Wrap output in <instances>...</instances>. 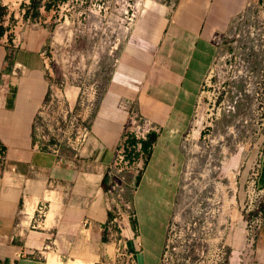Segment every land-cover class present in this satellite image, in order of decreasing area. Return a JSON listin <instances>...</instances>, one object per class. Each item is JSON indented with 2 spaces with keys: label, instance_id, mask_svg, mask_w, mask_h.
I'll list each match as a JSON object with an SVG mask.
<instances>
[{
  "label": "rangeland",
  "instance_id": "rangeland-1",
  "mask_svg": "<svg viewBox=\"0 0 264 264\" xmlns=\"http://www.w3.org/2000/svg\"><path fill=\"white\" fill-rule=\"evenodd\" d=\"M154 14L163 24H187L214 48L194 112L180 131L186 159L157 264H264L255 252L263 226L248 244L243 212L246 181L264 144V0H0L6 34L37 22L50 31L48 90L35 116V139L66 153L76 148L122 60L129 67L139 50L156 49L152 29L145 31ZM136 100L120 99L129 108L124 150L117 148L106 171L120 213L116 224L107 222L103 240L111 255L101 264H138L124 238L145 165L137 161L147 155L135 143L160 129L136 112Z\"/></svg>",
  "mask_w": 264,
  "mask_h": 264
},
{
  "label": "crops",
  "instance_id": "crops-1",
  "mask_svg": "<svg viewBox=\"0 0 264 264\" xmlns=\"http://www.w3.org/2000/svg\"><path fill=\"white\" fill-rule=\"evenodd\" d=\"M156 17L144 24L146 32L152 29L156 49L139 50L130 68L122 60L92 122L69 153L43 146L34 136L35 116L48 90L49 28L26 24L0 38V144L7 157L0 171V258L5 264H94L110 257L103 240L110 217L103 180L129 113L120 99L130 97L137 98L136 112L160 130L154 131L136 180L135 215L124 238L138 264H155L186 159L180 131L194 112L214 51L187 24H163ZM261 152L259 180L264 184V144ZM256 238L255 252L264 257V225Z\"/></svg>",
  "mask_w": 264,
  "mask_h": 264
},
{
  "label": "built area",
  "instance_id": "built-area-1",
  "mask_svg": "<svg viewBox=\"0 0 264 264\" xmlns=\"http://www.w3.org/2000/svg\"><path fill=\"white\" fill-rule=\"evenodd\" d=\"M152 125V124H151ZM155 127V126H154ZM137 150H141V141H137L135 143ZM119 149L124 150V143L120 141ZM142 154V151H141ZM140 154V155H141ZM261 155L262 153L254 160V166L252 168V173L248 177L246 181V185L244 188V204H243V212L245 218V233H246V242L251 244L257 232L264 225V184L260 183V170H261ZM123 155H120L121 160L123 159ZM138 162L141 163V160H146L145 157H139ZM115 162V161H114ZM113 162V163H114ZM7 163V157L5 153V148L0 147V171L3 167H5ZM12 170H15L13 165H10ZM108 192V188L106 189ZM110 191V190H109ZM109 210H110V219L109 224H116V221L119 217V210L115 211L112 206V200L109 199ZM42 209V208H41ZM114 215H113V213ZM0 264H5V262L0 258Z\"/></svg>",
  "mask_w": 264,
  "mask_h": 264
},
{
  "label": "trees",
  "instance_id": "trees-1",
  "mask_svg": "<svg viewBox=\"0 0 264 264\" xmlns=\"http://www.w3.org/2000/svg\"><path fill=\"white\" fill-rule=\"evenodd\" d=\"M5 31H6V27L4 26V25H2V24H0V38L5 34ZM155 140V133L154 132H151L150 134H149V139L148 140H141V147H142V149L144 150V151H146L147 152V155H148V152H149V148H150V146H151V144H152V142ZM135 141V139H131L130 140V142H134ZM0 147L1 148H4L1 144H0ZM146 155V156H147ZM107 174H105V178H104V188L105 189H107V183H106V181H107V176H106ZM157 260L158 259H156L155 260V264H157ZM94 264H101L100 262H96V263H94Z\"/></svg>",
  "mask_w": 264,
  "mask_h": 264
},
{
  "label": "bare ground",
  "instance_id": "bare-ground-1",
  "mask_svg": "<svg viewBox=\"0 0 264 264\" xmlns=\"http://www.w3.org/2000/svg\"><path fill=\"white\" fill-rule=\"evenodd\" d=\"M261 151V150H260ZM74 264H86V263H74Z\"/></svg>",
  "mask_w": 264,
  "mask_h": 264
}]
</instances>
